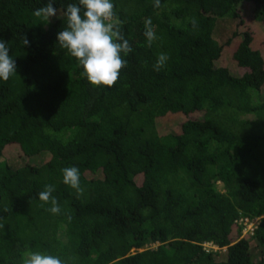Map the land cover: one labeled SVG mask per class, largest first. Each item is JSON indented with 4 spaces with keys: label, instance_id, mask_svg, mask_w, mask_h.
<instances>
[{
    "label": "trees",
    "instance_id": "1",
    "mask_svg": "<svg viewBox=\"0 0 264 264\" xmlns=\"http://www.w3.org/2000/svg\"><path fill=\"white\" fill-rule=\"evenodd\" d=\"M47 2L0 0L17 65L0 80V264H264V0H112L133 51L95 88L57 42L78 0L34 16ZM72 166L79 194L63 183ZM49 184L58 215L38 198Z\"/></svg>",
    "mask_w": 264,
    "mask_h": 264
},
{
    "label": "clouds",
    "instance_id": "2",
    "mask_svg": "<svg viewBox=\"0 0 264 264\" xmlns=\"http://www.w3.org/2000/svg\"><path fill=\"white\" fill-rule=\"evenodd\" d=\"M53 4L54 0H48L44 6L35 9L33 15L49 21L50 18L58 15V10ZM153 7H160V0H154ZM59 14L61 16V10ZM62 17L66 20V26L57 33V42L83 69L81 77L94 88L114 86L120 70L127 65L123 57L133 49L121 30L122 22L115 18L112 0H78V3H69L62 10ZM192 23L195 26V19ZM143 35L147 44L151 46L156 39L151 18H146L144 21ZM21 42L24 47L30 46L26 35L21 37ZM9 52L7 42L0 39V80L4 81L16 74L17 69L15 59ZM167 60V54H159L153 69L160 71ZM61 172L65 185L76 190L78 194L83 191L77 167H65ZM54 191V185H45L44 190L38 193V198L43 204L51 205L47 211L58 215L61 207L58 199L53 196ZM24 264H64V261L55 255L30 252Z\"/></svg>",
    "mask_w": 264,
    "mask_h": 264
},
{
    "label": "rangeland",
    "instance_id": "3",
    "mask_svg": "<svg viewBox=\"0 0 264 264\" xmlns=\"http://www.w3.org/2000/svg\"><path fill=\"white\" fill-rule=\"evenodd\" d=\"M242 10L244 12L243 15H244V20L246 22V25L244 26V28L248 29V30L254 29V25H256V24L254 22L253 13H252L253 12V8L248 4V5H245ZM233 25L234 24H232V26ZM232 26L222 27V29L220 31H218V32L216 31V36L215 37L217 39H219L221 42L222 41L223 42L226 41L227 38L230 37V35H232V32H233V30H231ZM258 30H259V28H256V30H254V31L258 32ZM262 36H264V35H262ZM261 48L262 49L264 48V42H263ZM174 120H176V119H174ZM163 127H164V129L167 130L166 124H164ZM258 222H259V219H255V220H253L250 223H247V221H245V224H244L245 229H244L243 233L247 234L248 232L254 231V229L258 225Z\"/></svg>",
    "mask_w": 264,
    "mask_h": 264
}]
</instances>
